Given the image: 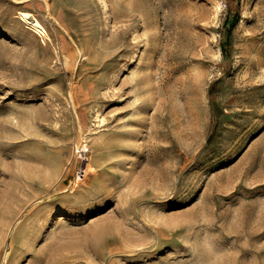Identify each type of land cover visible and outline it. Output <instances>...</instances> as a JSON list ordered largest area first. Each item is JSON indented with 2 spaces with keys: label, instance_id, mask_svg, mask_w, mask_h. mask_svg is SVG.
<instances>
[{
  "label": "rangeland",
  "instance_id": "rangeland-1",
  "mask_svg": "<svg viewBox=\"0 0 264 264\" xmlns=\"http://www.w3.org/2000/svg\"><path fill=\"white\" fill-rule=\"evenodd\" d=\"M0 264H264V0H0Z\"/></svg>",
  "mask_w": 264,
  "mask_h": 264
},
{
  "label": "bare ground",
  "instance_id": "bare-ground-1",
  "mask_svg": "<svg viewBox=\"0 0 264 264\" xmlns=\"http://www.w3.org/2000/svg\"><path fill=\"white\" fill-rule=\"evenodd\" d=\"M65 6V5H64ZM22 14V17L24 18V19H26V22L28 21V22H30L31 24H32V26H33V28H35V29H37V30H39L40 32L41 31H44L45 29H44V27L41 25V23L38 21V20H34V21H30L29 20V14H28V12H23V13H21ZM22 18V19H23ZM65 27V26H64ZM69 28V27H68ZM63 35V34H62ZM66 39V38H65ZM64 40V39H63ZM69 42V41H68ZM63 44H65V43H63ZM61 45V44H60ZM66 45V44H65ZM61 56V55H60ZM62 60V59H61ZM73 64V63H72ZM2 207V206H1Z\"/></svg>",
  "mask_w": 264,
  "mask_h": 264
},
{
  "label": "built area",
  "instance_id": "built-area-1",
  "mask_svg": "<svg viewBox=\"0 0 264 264\" xmlns=\"http://www.w3.org/2000/svg\"><path fill=\"white\" fill-rule=\"evenodd\" d=\"M88 149H89L88 147H85L84 149H82L80 151V157H81L82 160H84L86 158V154L88 152ZM84 171H85V169L83 168V172Z\"/></svg>",
  "mask_w": 264,
  "mask_h": 264
}]
</instances>
